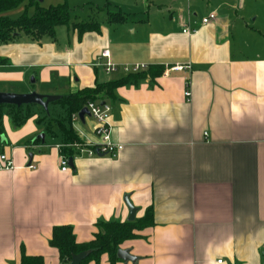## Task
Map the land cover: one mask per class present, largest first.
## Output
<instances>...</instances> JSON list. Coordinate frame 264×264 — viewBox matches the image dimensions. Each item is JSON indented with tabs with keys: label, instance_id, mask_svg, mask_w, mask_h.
Instances as JSON below:
<instances>
[{
	"label": "crops",
	"instance_id": "1",
	"mask_svg": "<svg viewBox=\"0 0 264 264\" xmlns=\"http://www.w3.org/2000/svg\"><path fill=\"white\" fill-rule=\"evenodd\" d=\"M247 1L107 0L89 16L99 30L59 26L55 40L19 33L0 43L8 92L62 95L123 76L105 71L103 50L115 65L164 66L101 101L124 145L117 156L87 154L100 142L91 115L74 120L84 147L66 171L59 138L30 141L34 119L10 123L11 139L5 128L16 168L0 170V264H18L22 250L61 264L53 228L72 225L77 241H92L98 221L129 220L126 197L136 218L154 209L155 224L120 245L137 264H264V40L250 34ZM210 12L216 18L203 24ZM177 63L191 69H170ZM88 264L133 263L103 254Z\"/></svg>",
	"mask_w": 264,
	"mask_h": 264
},
{
	"label": "trees",
	"instance_id": "2",
	"mask_svg": "<svg viewBox=\"0 0 264 264\" xmlns=\"http://www.w3.org/2000/svg\"><path fill=\"white\" fill-rule=\"evenodd\" d=\"M28 1L27 6L35 8L33 15L24 13L14 18L4 14L7 11ZM122 19L121 15H116ZM65 25L71 29H77L79 34L88 30H99L98 21L93 17L85 20L72 21L71 9L67 2L56 5L44 6L40 0H0V43H8L16 38L19 33L28 35L33 40H40L44 36L56 39L57 28ZM0 59V64L3 62ZM122 71V70H120ZM164 66L149 65L147 69L124 73L118 79L96 83L95 87H88L73 93L62 94L58 100L49 104L48 110L35 104L0 105V135L5 134L4 117L9 118L14 128H21L30 119H34L37 128V135L30 139L33 143L41 142L37 138L41 133L46 138L60 139V151L68 159L73 158L77 149L75 143H82L80 134L74 126L73 114L78 113L86 107L90 101L101 102L115 99L116 90L119 86L133 85L146 80L148 77L161 76ZM30 141H28L30 143ZM155 224L153 206L148 207L142 217L134 221L100 220L97 222L95 237L89 242L77 241L72 225L55 226L52 231L50 244L60 252L61 264H69L74 254L82 251H90L79 264H88L90 261H99L101 255L109 254L112 262L118 259L117 253L120 245L128 239L140 237L137 230L151 227ZM22 259L18 264H44L42 256L27 255L23 250Z\"/></svg>",
	"mask_w": 264,
	"mask_h": 264
},
{
	"label": "built area",
	"instance_id": "3",
	"mask_svg": "<svg viewBox=\"0 0 264 264\" xmlns=\"http://www.w3.org/2000/svg\"><path fill=\"white\" fill-rule=\"evenodd\" d=\"M216 18L215 12H210L206 17L202 19V23L206 24L211 20ZM191 31L194 30L191 28L184 29L185 33L190 34ZM101 56L108 57V60L104 62V69L108 74L116 73L118 70H122L125 73L133 72V71H141L147 69L148 65L140 64V63H133L132 65H115L109 60V50H103ZM172 70H183V69H191L190 64L183 65L177 63L171 66ZM187 97H190L191 91L189 88L186 89L185 92ZM90 110V115L96 120V127L95 130L97 136L100 139L98 144H90V148L87 150V154L90 156L92 155H105L108 154L110 156H117L118 153L124 148L123 143H117L112 139V122H111V111L112 107L111 104L104 102H96L90 101L89 104L86 106ZM73 119H79L78 113H74ZM6 141H3L0 135V170H14L16 168V164L14 163L13 155L5 148ZM73 146L76 147H84L82 143H75ZM30 147V146H27ZM59 147V146H57ZM60 148V147H59ZM30 164L27 165L28 169L36 168V164L32 162L31 157L29 159ZM61 162V169L66 171L69 167L68 158L61 154L60 156ZM218 262H221L219 260Z\"/></svg>",
	"mask_w": 264,
	"mask_h": 264
},
{
	"label": "rangeland",
	"instance_id": "4",
	"mask_svg": "<svg viewBox=\"0 0 264 264\" xmlns=\"http://www.w3.org/2000/svg\"><path fill=\"white\" fill-rule=\"evenodd\" d=\"M105 1L107 0H43L41 1V4L44 6H49V5H56L57 3H62V2H67L70 9H71V19L72 21H76V20H84L86 18H88L89 16H92L93 14L98 15V9L101 10L102 6H104ZM111 1H118L120 2V0H111ZM116 3V2H115ZM253 1L252 0H248L246 3V6L248 7V17L246 19H244L246 22L249 23V25H252V29L250 34L252 33L253 36H256V40L257 37L260 38L261 40H264L263 36H260V31L261 30V25L263 23V19H264V2H260L259 4H257V8L255 7V5L252 4ZM28 1L22 3L21 5L11 9L10 11L5 12L4 14L9 15L11 17L17 18L20 17L21 15H23L24 13H28V15H33L35 14V8L32 6H27ZM99 4V5H97ZM96 6H98L99 8H96ZM253 9H256V12H254ZM257 13L258 18H255ZM61 28L59 29H64L67 28V26L62 25L60 26ZM64 27V28H62ZM4 125L6 128V133L8 135V138L11 139L12 134L10 133V120L7 117H4ZM30 123V122H29ZM28 126V125H27ZM12 128H14L13 126H11ZM79 144V142H78Z\"/></svg>",
	"mask_w": 264,
	"mask_h": 264
},
{
	"label": "water",
	"instance_id": "5",
	"mask_svg": "<svg viewBox=\"0 0 264 264\" xmlns=\"http://www.w3.org/2000/svg\"><path fill=\"white\" fill-rule=\"evenodd\" d=\"M43 1V0H40ZM31 81L34 82L35 78L32 77ZM61 97V95H53V94H41L37 92L36 90L29 91L28 93H21V92H8V91H2L0 90V105L1 104H11V105H23V104H29V103H35L42 107H44L46 110H48L49 104L52 101L58 100ZM90 115V110L88 107H84L78 112V116H80L82 121H85L86 116ZM3 141L7 140V137L5 134L1 136ZM37 138L42 139L43 142H45L46 134L41 133L37 136ZM69 163L73 165L74 161L73 158H69ZM125 201L127 205L130 208V214H129V221H134L136 218V214L138 211V207L134 206V204L131 203L129 197L125 198ZM88 254H90V251H82L78 254H74L72 257V260L69 264H79L80 261L85 258ZM117 257L121 259L122 261L128 262L131 261L133 264H137L138 257L132 253V249L123 247L118 249ZM264 261V259H263Z\"/></svg>",
	"mask_w": 264,
	"mask_h": 264
}]
</instances>
